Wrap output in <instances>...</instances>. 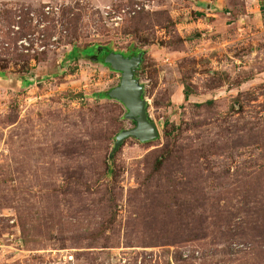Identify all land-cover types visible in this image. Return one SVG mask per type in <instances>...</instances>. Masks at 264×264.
Returning <instances> with one entry per match:
<instances>
[{"label": "rangeland", "instance_id": "obj_1", "mask_svg": "<svg viewBox=\"0 0 264 264\" xmlns=\"http://www.w3.org/2000/svg\"><path fill=\"white\" fill-rule=\"evenodd\" d=\"M0 264H264V0H0Z\"/></svg>", "mask_w": 264, "mask_h": 264}, {"label": "water", "instance_id": "obj_2", "mask_svg": "<svg viewBox=\"0 0 264 264\" xmlns=\"http://www.w3.org/2000/svg\"><path fill=\"white\" fill-rule=\"evenodd\" d=\"M97 52L101 53L102 48H98ZM104 63L121 75L119 85L108 93L109 98L120 103L127 112L126 119L135 123L134 129L121 131L117 135L112 155L129 138L142 144L156 141L159 138L158 129L148 116L144 86L136 77L142 64V54L125 57L111 52L104 59Z\"/></svg>", "mask_w": 264, "mask_h": 264}, {"label": "trees", "instance_id": "obj_3", "mask_svg": "<svg viewBox=\"0 0 264 264\" xmlns=\"http://www.w3.org/2000/svg\"><path fill=\"white\" fill-rule=\"evenodd\" d=\"M99 48V47H98ZM98 48H94V49H88L90 50V52H94L95 54L97 53V49ZM103 52L101 54V60H102V63L104 64V59L106 58V56L111 53L112 51L110 50V48L108 47H103L102 48ZM126 56V55H125ZM78 59V56L77 55H73L72 56V60L75 61ZM106 67H108L109 69H111L107 64H105ZM109 93V92H108ZM108 93H99V94H95L94 97L98 98V99H108V100H112L109 98L108 96ZM186 96H188V93L186 92L185 94ZM117 102V101H116ZM162 161H156L154 164H155V168H154V172H158L162 166Z\"/></svg>", "mask_w": 264, "mask_h": 264}, {"label": "crops", "instance_id": "obj_4", "mask_svg": "<svg viewBox=\"0 0 264 264\" xmlns=\"http://www.w3.org/2000/svg\"><path fill=\"white\" fill-rule=\"evenodd\" d=\"M198 10H201L200 8H197ZM229 15V14H228ZM210 16V15H209ZM215 16H217V15H211V17H214V18H212V19H209L208 20V18L207 19H204V21L205 22H207L206 20H208V23H206V29H207V31H210V30H212V29H214V30H216V29H226V28H223V25L225 26V27H227V25H225V24H223L224 22H223V20H225V19H221V20H218V19H216L215 18ZM221 17H223L224 18V15H220ZM207 17H208V15H207ZM201 20H203V19H201ZM201 20H199V23L200 22H202ZM201 25V24H200ZM203 26V25H202Z\"/></svg>", "mask_w": 264, "mask_h": 264}, {"label": "built area", "instance_id": "obj_5", "mask_svg": "<svg viewBox=\"0 0 264 264\" xmlns=\"http://www.w3.org/2000/svg\"><path fill=\"white\" fill-rule=\"evenodd\" d=\"M109 15L110 14H106V16H109ZM112 20L117 23V22H121L122 18L120 16H118V17L113 18Z\"/></svg>", "mask_w": 264, "mask_h": 264}, {"label": "flooded vegetation", "instance_id": "obj_6", "mask_svg": "<svg viewBox=\"0 0 264 264\" xmlns=\"http://www.w3.org/2000/svg\"><path fill=\"white\" fill-rule=\"evenodd\" d=\"M102 52H103V50H102ZM102 52H101V53H99L98 57H99V56L101 57V54H102ZM124 56H125V55H124ZM125 57H128V56H125Z\"/></svg>", "mask_w": 264, "mask_h": 264}]
</instances>
